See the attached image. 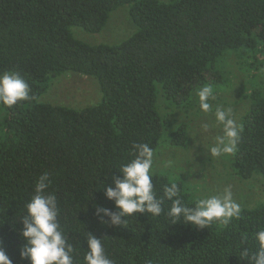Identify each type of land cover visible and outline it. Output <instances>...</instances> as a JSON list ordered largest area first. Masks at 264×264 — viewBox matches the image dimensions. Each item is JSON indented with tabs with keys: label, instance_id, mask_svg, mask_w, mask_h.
I'll use <instances>...</instances> for the list:
<instances>
[{
	"label": "trees",
	"instance_id": "trees-1",
	"mask_svg": "<svg viewBox=\"0 0 264 264\" xmlns=\"http://www.w3.org/2000/svg\"><path fill=\"white\" fill-rule=\"evenodd\" d=\"M122 6L136 27L122 43L90 45L74 37V27L101 33ZM229 54L242 61L250 84L232 155L235 175L247 181L264 176V82L257 76L264 67V0H0V74L18 73L31 89L27 101L0 103V239L13 264H29L20 256L19 219L44 173L68 241L78 248L75 264H84L87 232L103 240L114 264H247L241 238L247 233L255 249L251 237L264 227V201L243 208L239 220L204 229L171 224L168 200L159 217L138 214L118 228L95 214L96 205L115 208L100 187L133 158V143L160 147L168 124L159 92L186 107L199 87L220 82V61ZM68 72L93 77L100 102L83 109L40 103L52 79ZM170 142L186 148L187 127L179 126ZM170 182L153 177L158 197ZM178 185L192 206L195 194Z\"/></svg>",
	"mask_w": 264,
	"mask_h": 264
},
{
	"label": "clouds",
	"instance_id": "clouds-1",
	"mask_svg": "<svg viewBox=\"0 0 264 264\" xmlns=\"http://www.w3.org/2000/svg\"><path fill=\"white\" fill-rule=\"evenodd\" d=\"M29 84L15 72L0 74V103L11 107L30 97ZM196 96L199 109L203 113L213 111L210 101L213 89L201 87ZM216 125L220 133L215 135L207 150L212 157L235 155L241 141L243 126L233 118L231 108L217 106L214 111ZM212 126L201 125V131L207 133ZM133 158L121 162L116 169L119 175L109 177L102 182L107 200L114 202L115 208L100 205L95 206V214L101 224L118 228L128 225V218L138 214L148 213L159 217L164 213L165 200L171 201L166 216L171 224L192 225L198 229L208 228L213 223L228 225L239 220L242 215L241 205L233 198L231 188H225L221 194L197 196L192 206L185 204L180 198L181 188L175 180L164 186L163 196L158 197L154 187L153 177L156 175L155 151L148 143H133ZM167 168H174L175 162L168 161ZM52 180L49 173H44L37 180L34 193L26 203V213L19 219L23 227L19 234L25 243L20 248L21 259L29 264H75L78 254L76 245L69 243L67 234L60 223V207L54 192H50ZM107 217V219H105ZM87 249L84 264H114L105 250L103 240L93 233L87 232ZM255 249L251 246L247 233L242 235L240 256L247 264H264V227L252 233ZM247 245V246H245ZM0 264H13L6 254L4 241L0 239Z\"/></svg>",
	"mask_w": 264,
	"mask_h": 264
},
{
	"label": "rangeland",
	"instance_id": "rangeland-1",
	"mask_svg": "<svg viewBox=\"0 0 264 264\" xmlns=\"http://www.w3.org/2000/svg\"><path fill=\"white\" fill-rule=\"evenodd\" d=\"M166 1V0H164ZM136 30L129 15V6H122L111 14L105 29L98 34H90L74 27L75 38L90 45H116L128 39ZM220 82L212 83L213 98L210 103L213 111L203 113L199 109L197 91L186 107L173 105L165 98L162 91L158 95V109L162 119L168 124L160 147L155 152L156 175L168 181L175 180L187 191L203 198L221 194L230 187L233 198L241 208H254L264 201V176H256L244 181L238 178L232 167V155L212 157L207 146L215 135L220 133L216 125L214 111L217 106L231 108L233 118L241 125L249 110L250 101L245 96L250 92L249 78L244 64L235 54H229L220 61ZM257 76L264 82V67ZM102 93L98 82L93 77L74 72L52 79L48 91L39 99L40 103L83 109L100 102ZM2 113L0 114V118ZM208 123L210 131L203 133L201 125ZM181 125L188 131V146L177 147L171 144L172 133ZM174 161V168H167L168 161Z\"/></svg>",
	"mask_w": 264,
	"mask_h": 264
}]
</instances>
